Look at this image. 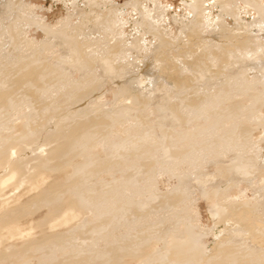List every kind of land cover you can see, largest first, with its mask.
Wrapping results in <instances>:
<instances>
[{
    "label": "rangeland",
    "instance_id": "1",
    "mask_svg": "<svg viewBox=\"0 0 264 264\" xmlns=\"http://www.w3.org/2000/svg\"><path fill=\"white\" fill-rule=\"evenodd\" d=\"M66 1L0 0V147L7 146L10 153L22 147L25 148L22 155L30 156L32 162L50 163L56 156L46 154L41 146L45 148L47 142L56 144L63 140L70 147L66 156L67 179L62 177L66 179L62 182L63 189L51 190L49 200H62L67 191L77 199L78 206L61 210L63 214L59 211L52 217L45 215L46 205L39 206L32 219L47 216L55 223L53 232L59 235L38 244L31 258L22 259V264H51L54 259L57 264H74V259L79 261L87 256L92 261L95 257L94 261L99 264H199L195 258L177 256L172 247L180 243L195 250L199 245L195 238L201 228L217 230L214 236H204V243L215 245V241L223 238L236 242L235 238L239 237L238 242L251 244L249 226L253 222L263 225L264 215L248 212L249 207L240 214L233 211L240 205V193L245 200L257 197L264 204V116H261L264 115V92H259V96L250 90L256 86L257 93L264 85L261 74L264 71V15L260 19L262 16L258 17L253 9L242 14L247 22H252L243 26L252 28L251 34L260 35L256 38L260 39L261 51L253 54L251 46L247 47L253 42L248 43L245 35L234 33L240 27L236 24L239 16L229 15L232 11L224 15L220 12V7L234 10L237 6L245 12L251 7L243 0L220 3L211 11L205 9L201 13L212 14L208 22L195 24L199 12L193 17L191 11L185 10L182 0ZM256 1L259 6L264 5V0ZM133 2L136 9L132 7ZM23 4L34 8V13ZM207 5L204 2L199 9ZM162 10L167 14L164 17L158 13ZM246 49L252 53L247 57L241 53ZM247 60L252 64L263 62V67L249 69ZM162 61L184 68L176 69L177 78L170 80ZM141 73L152 78L151 85L147 86L146 80L137 83ZM247 73L250 77L254 74L259 77L252 83ZM245 90L246 94L250 90V95L258 98L253 101L247 94L251 100L247 97L250 101L246 99L245 103ZM225 99L230 100V107ZM223 101L231 110L220 109L225 104ZM237 105L243 107L238 110ZM253 107L256 115L252 119L254 113L250 115V108ZM215 109L221 113L226 111L215 114ZM239 112L244 117L249 113L248 119L242 121L245 118ZM225 115L232 120L234 116V122L228 121ZM238 116L242 119H235ZM250 119L254 123L250 124ZM240 121L244 122L242 125L248 124L243 125L248 130L239 126ZM240 127L243 132L239 134ZM183 142L186 143L183 145ZM214 144L225 151H214L212 148L217 147ZM237 164L247 166H238L235 170ZM13 182L14 178H7L1 185L10 195L20 194L13 197L15 203L18 200L26 207L36 205L29 201V196L36 191L30 192L24 183L22 186L27 189L20 186L11 190ZM206 188L212 189V197L208 196L213 200L203 198L201 191ZM212 201L220 204L219 207L214 203L219 207L216 219L208 211ZM61 214L65 222L58 224ZM232 226L243 228V234L236 235L239 231H234ZM35 230L32 228L29 232L32 234ZM182 240L188 242L181 243ZM249 244L241 243L240 247ZM143 245L151 246L147 249L149 256L145 255ZM263 248L245 251L242 258L221 263L264 264ZM115 251L125 254L121 256ZM113 252L118 262L112 258Z\"/></svg>",
    "mask_w": 264,
    "mask_h": 264
},
{
    "label": "bare ground",
    "instance_id": "2",
    "mask_svg": "<svg viewBox=\"0 0 264 264\" xmlns=\"http://www.w3.org/2000/svg\"><path fill=\"white\" fill-rule=\"evenodd\" d=\"M19 1V0H18ZM21 1V0H20ZM66 1V0H65ZM68 1H70V0H67L66 2H68ZM72 1V0H71ZM230 1H232V0H211V1H209V0H182V4L184 5V7H185V10L187 9V11H191V13H193V17L195 16L194 14H196V13H198V14H200L199 15V18L196 20H194V24H195V22H200V23H202V22H205V21H207L208 22V19H210L209 17L212 15V14H210L209 16L208 15H206L205 13H201L202 11H204L205 9H208V10H212V7H214V6H218L220 3H223V2H230ZM77 2H79V1H77ZM204 2H206V3H208V5H207V7H205V8H203V9H199V8H202V7H200V6H202V4L204 3ZM243 2L244 3H246L247 4V7L249 6V7H251L250 9H248V10H246L245 12H243L244 10H242V7L241 6H237V7H235L234 8V10H232V9H230V8H224V7H220V12L223 14H229V11H232L229 15H235V14H237L238 16H239V18H236V21H237V19H238V21L236 22V24L238 23L239 25H240V27H239V29L236 27V29L238 30H236L234 33L235 34H237L238 36L240 35H245L244 37L245 38H247V40H248V43L250 42V41H252L253 42V44H249V45H247V44H245V45H247V47H250L249 49H251V51H252V53L254 54V52H257L258 50H260V45H261V42H259L260 41V39H259V41H257L258 39V36H260V35H257L256 36V34H251V31H253L254 32V30H251L249 27L248 28H246V27H244L243 25H249V24H251L252 22L250 21V22H247V20H245L244 19V17H242V14H244V13H249L250 11H251V9H253V10H255V11H257L256 12V14L258 15V17L259 16H262V17H260V19L261 18H263V15H264V9L262 8L264 5H262V7H261V5L259 6L258 5V2L256 1V0H243ZM18 3H20V2H18ZM17 3V4H18ZM25 4H26V2H24ZM9 4V3H8ZM7 4V5H8ZM11 4H13V2H11ZM10 4V5H11ZM25 4H23L24 6H26L27 7V5H25ZM67 4V3H66ZM77 4V3H76ZM18 5H21V4H18ZM23 5H22V7H23ZM70 5V4H69ZM75 7V6H74ZM132 7H134V9H136L137 7L135 6V2H133V4H132ZM246 7V6H245ZM25 8V7H24ZM26 9H30V8H26ZM34 9V8H33ZM33 9H30L31 10V13L33 12L32 10ZM198 9V10H197ZM70 10V9H69ZM111 11V10H110ZM29 12V11H28ZM70 12H72V11H70ZM168 12V11H167ZM228 12V13H227ZM30 13V14H31ZM34 13V12H33ZM32 13V14H33ZM67 13H69V12H67ZM158 13H160L163 17L165 16V15H167L166 14V11L164 10H162V11H160V12H158ZM36 14V13H35ZM70 14H72V13H70ZM105 14V13H104ZM198 14H197V16H198ZM223 14V15H224ZM69 15V14H68ZM105 15H107V14H105ZM132 15V14H131ZM218 15V14H217ZM26 16V15H25ZM140 17V19H141V16H139ZM28 18V17H27ZM161 18V17H160ZM159 18V19H160ZM197 18V17H196ZM231 18V17H230ZM235 19V18H234ZM32 20H34V19H32L31 18V21ZM163 20V19H162ZM193 20V19H192ZM39 21V20H38ZM141 22H142V19L140 20ZM148 21V20H147ZM210 21V20H209ZM212 21V20H211ZM255 21H258L259 22V20H255ZM263 21H264V19H263ZM37 22V21H36ZM162 22V21H161ZM192 23H193V21H191ZM257 22V23H258ZM262 22V21H261ZM27 23V22H26ZM29 23V22H28ZM34 23V22H33ZM39 23V22H38ZM206 23V22H205ZM264 23V22H263ZM30 24V26H31V23H29ZM42 24H43V22H42ZM46 24V23H45ZM146 24V23H145ZM165 24H166V22H165ZM170 24V23H169ZM196 24H198V23H196ZM255 24V23H254ZM203 25V24H202ZM233 25V24H232ZM258 25H259V23H258ZM264 25V24H263ZM44 26V25H43ZM208 26V25H207ZM234 26H235V24H234ZM237 26V25H236ZM150 27V26H149ZM165 27V26H164ZM163 27V28H164ZM14 28H16V27H14ZM151 28V27H150ZM196 28V27H195ZM208 29V28H207ZM225 29V28H224ZM14 30V32H19L18 30H15V29H13ZM240 30V31H239ZM242 30V31H241ZM262 30V29H261ZM151 32H152V30H150ZM158 31H159V29H158ZM157 31V32H158ZM160 31H162V30H160ZM192 31V30H191ZM147 32H148V30H147ZM163 32V31H162ZM233 32V31H232ZM259 32H260V29H259ZM149 33V32H148ZM155 33V32H154ZM223 33V32H222ZM230 33H231V31H230ZM263 33V32H262ZM259 34V33H258ZM224 35V34H223ZM232 34H230V36H231ZM156 36V35H155ZM159 36V38L161 37V34L160 35H158ZM163 36V35H162ZM195 36V35H194ZM225 36V35H224ZM164 37V36H163ZM228 37V36H227ZM226 37V38H227ZM257 37V38H256ZM13 38V37H12ZM231 38H233V37H231ZM261 38V37H260ZM200 40V39H199ZM247 40L245 39V42L247 43ZM212 41H213V39H212ZM263 41V40H262ZM167 42V41H166ZM244 42V41H243ZM242 46H244V43L242 44ZM264 47V46H263ZM243 48H245V47H243ZM237 49V48H236ZM238 49H241V50H244V49H242V48H239L238 47ZM248 51L249 52H251L250 50H248V49H246L245 51H242L241 53H242V56L243 55H250V54H252V53H248ZM261 51V50H260ZM263 51V50H262ZM235 52H236V50H235ZM229 55V54H228ZM239 55V54H238ZM242 56H240V57H242ZM258 56V55H257ZM247 57V56H246ZM250 57V56H249ZM263 58V57H262ZM244 59H246L245 57H243V60ZM248 60H250V59H248ZM247 60V61H248ZM163 62V61H162ZM251 61H248V62H246V63H249V66H247L249 69H256L255 67H259V68H261L260 66H262V64H263V62L262 63H260V64H257V62H256V64H252V63H250ZM252 62H254V61H252ZM170 63V62H169ZM168 62L166 63V62H163L162 63V65H163V68L166 70V75L168 76V78L171 80V79H176L177 78V70L176 69H181V68H184L183 66H179V65H175V63H174V65L176 66V67H173V66H171L170 64H169ZM263 67V66H262ZM186 68V67H185ZM242 68H244V67H242ZM247 68V69H248ZM187 69V68H186ZM259 70V69H258ZM180 71H182V70H180ZM179 72V71H178ZM254 74V73H253ZM261 74L264 76V71H262L261 72ZM255 76H253V77H250L249 75H248V73H247V75L246 76H249L248 77V80H250L251 82L253 81V80H256L258 77H256V74H254ZM179 76V75H178ZM232 77V76H231ZM138 81H137V83H141V81H144V80H146V81H148V83H146L147 84V86H149L148 84L150 83V85H151V83H152V78L151 77H149V75L147 74V73H141L140 75H139V77H138ZM243 79V78H242ZM241 79V80H242ZM260 79V78H259ZM259 79L257 80V81H259ZM187 80V79H186ZM245 80H247V78L245 79ZM240 81V80H239ZM261 81V80H260ZM230 82H231V80H230ZM241 82V81H240ZM253 82H255V81H253ZM252 82V83H253ZM145 83V82H144ZM182 83H184V82H182ZM226 83V82H225ZM246 83H248V81L246 82ZM143 84V83H142ZM255 84V83H254ZM262 82H261V86H262ZM182 85H185V84H182ZM187 85V84H186ZM185 85V86H186ZM238 85V84H237ZM241 85H243V84H241ZM245 85V84H244ZM253 85V84H252ZM251 85V86H252ZM256 85L258 86V85H260V83L259 84H257V82H256ZM227 86V85H226ZM232 86H234V85H232ZM231 86V87H232ZM239 86V85H238ZM245 86H247V85H245ZM236 87V88H235ZM243 87V86H242ZM143 88V87H142ZM142 88H140V90L142 89ZM145 88V87H144ZM239 88H240V86H239ZM246 88V87H245ZM244 88V89H245ZM248 88H249V86H248ZM254 88H255V90H256V86L255 87H250V90H252V93H254V94H258L259 95V92L261 93V92H264V85H263V87H261L262 88V90H260V87H259V89H258V92L257 93H255L256 91H254ZM231 89V88H230ZM232 89H234V91H235V89L237 90V86H234ZM243 89V90H244ZM228 90V89H227ZM241 90H242V88H241ZM240 90V91H241ZM249 90V92H251ZM230 92L232 91V94H233V90H229ZM239 91V90H238ZM254 91V92H253ZM228 92V91H227ZM227 92H225V93H227ZM245 94H244V97H245V95H246V98H244L245 99V103L247 102L246 101V99L248 100L250 97L249 96H247V94H249L250 95V93L248 92L247 94H246V90L245 91H243ZM243 92H241V93H243ZM237 93V92H236ZM215 94H216V92H215ZM223 94V93H222ZM237 94H239V92L237 93ZM254 94H252V96H251V98H253V96H254ZM221 94H219V96H220ZM230 95V94H229ZM234 95V94H233ZM239 95H241V94H239ZM205 96V95H204ZM203 96V98H205ZM208 96V95H207ZM222 96V95H221ZM235 96V95H234ZM236 96H237V98H236ZM234 98H236V99H239L238 98V95H236ZM241 96H243V95H241ZM257 96V95H256ZM255 96V97H256ZM260 96V95H259ZM212 97V96H211ZM227 97L228 98H230V96H228L227 95ZM227 97H225V98H227ZM240 97V96H239ZM247 97H249V98H247ZM254 97V98H255ZM203 98H201V99H203ZM219 98H224V96L223 97H219ZM233 98V97H232ZM233 98V99H234ZM243 98V97H242ZM251 98H250V100H251ZM254 98L252 99L253 101H254ZM258 97H256V99H257ZM261 98V97H260ZM200 99V98H199ZM200 99V100H201ZM218 99V98H217ZM244 99L242 100V101H244ZM255 99V100H256ZM220 100H222V99H220ZM224 100V99H223ZM226 100V99H225ZM235 100V99H234ZM250 100H248V101H250ZM202 101V100H201ZM211 101V100H210ZM218 101H219V99H218ZM226 101H228V100H226ZM224 102L225 104H223V107H221L220 109H223V108H226L224 105H226V103L227 102ZM230 101V100H229ZM228 101V102H229ZM236 102H238L237 100H235ZM234 101V102H235ZM252 101V102H253ZM212 102V104H213V102L214 101H211ZM220 102V101H219ZM222 102V101H221ZM220 102V103H221ZM258 102V101H257ZM257 102H256V105H257ZM210 103V102H209ZM239 103H241V102H239ZM244 103V102H243ZM249 103V102H248ZM263 103V102H262ZM217 104V103H216ZM234 103H232V105H233ZM236 104V103H235ZM242 104V103H241ZM240 104V105H241ZM196 105V104H195ZM222 105V104H221ZM243 105V104H242ZM238 106V105H237ZM236 106V107H237ZM247 106H249V105H247ZM252 106H254L253 104H252ZM251 106V107H252ZM260 106V105H259ZM228 107V106H227ZM229 107H230V102H229ZM228 107V108H229ZM233 107H234V105H233ZM239 107L240 108H242L241 106H238V110H239ZM256 107V106H255ZM261 107V106H260ZM260 107H258V108H260ZM218 108H219V106H218ZM217 108V109H218ZM228 108H226V110H228ZM248 108V107H247ZM257 108V109H258ZM230 109V108H229ZM235 110L237 109V108H234ZM245 109V108H244ZM252 109H254V107L253 108H250V110H251V113H250V115L252 114V112H253V110ZM257 109H255L256 111H257ZM216 110V109H215ZM214 110V111H215ZM226 110H222V113H223V111H226ZM231 110V109H230ZM234 110V111H235ZM247 110V109H246ZM249 110V111H250ZM254 110V111H255ZM213 111V110H212ZM217 112L215 113V114H217L218 112L219 113H221L220 112V110L218 111V110H216ZM237 111V110H236ZM235 111V114L237 113ZM242 111H244L245 113L247 112V111H245V110H242ZM242 111H240L241 113H242ZM248 111V112H249ZM227 112H229V111H227ZM239 112V113H240ZM221 113V114H222ZM225 113V112H224ZM231 113V112H230ZM233 113V112H232ZM238 113V114H239ZM239 114V115H241V116H243V114ZM254 113V112H253ZM256 113V112H255ZM254 113V116L252 117V116H249V118H251L252 117V119L253 118H255V114ZM214 114V113H213ZM212 114V115H213ZM227 114V113H226ZM229 114V113H228ZM237 114V115H238ZM261 114V113H260ZM210 116H211V114H209ZM208 115V116H209ZM231 115V114H230ZM233 115H234V113H233ZM232 115V116H233ZM237 115H235V116H237ZM246 115H247V117H246ZM245 115V119H243L242 121H244V120H247L248 119V115H249V113L248 114H246ZM259 115V114H258ZM257 115V116H258ZM214 116V115H213ZM218 116V115H217ZM223 116H224V114H223ZM226 116V115H225ZM229 116V115H228ZM240 116V117H241ZM261 116H264V115H261ZM220 118L222 117V115L221 116H219ZM218 117V118H219ZM227 117V116H226ZM239 116L238 117H235V119H239L240 118ZM206 118H207V116H206ZM212 119H213V117H211ZM210 118V119H211ZM225 118V117H224ZM232 118V117H231ZM231 118H228L227 117V120L229 121H231L232 119ZM247 118V119H246ZM258 118H260V117H258ZM203 119V118H202ZM212 119H211V121H212ZM215 119H217L216 117H215ZM240 119H242V117L240 118ZM239 119V120H240ZM252 119H250V120H248L249 121V123L251 122V120ZM204 120V119H203ZM208 120V119H207ZM221 120H222V118H221ZM225 120V119H224ZM226 120V121H227ZM233 120H234V116H233ZM232 120V122H234ZM256 120H257V118H256ZM209 121V120H208ZM217 121H218V119H217ZM242 121H240V125L239 124H237V125H239V126H241L242 124H241V122ZM248 121H245V123L246 122H248ZM255 121V120H254ZM261 121V120H260ZM263 121V120H262ZM204 122H205V120H204ZM207 122V121H206ZM205 122V123H206ZM218 122H220V121H218ZM238 122V121H237ZM213 123H216V120H215V122H212V124ZM236 123V122H235ZM235 123H232V124H235ZM239 123V122H238ZM242 123H244V122H242ZM252 123H254L253 121H252ZM252 123H250V124H252ZM231 124V125H232ZM216 125H218V124H216ZM245 127L248 125L247 123L246 124H243ZM242 125V126H243ZM71 126V125H70ZM115 126V125H114ZM232 126H235V125H232ZM241 126V127H242ZM243 126V130H248V129H246L245 127ZM81 127V126H80ZM217 127V126H216ZM241 127H240V129H239V134L240 133H242L243 131H242V129H241ZM253 126H251V128H252ZM238 128V127H237ZM33 130V129H32ZM56 130H58V129H56ZM242 131V132H241ZM249 131H252V129L250 130V126H249ZM249 131H247V132H249ZM236 132V131H235ZM250 134H251V132H249ZM249 133H247L248 135H249ZM237 134H238V129H237ZM246 134V135H247ZM186 136V135H185ZM19 137V136H18ZM179 137H182V136H179ZM178 137V138H179ZM227 137V136H226ZM235 137V136H234ZM234 137H233V139H234ZM177 138V139H178ZM230 138H231V136H230ZM236 138V137H235ZM180 139V138H179ZM186 139V138H185ZM248 138H246V140H247ZM182 140V139H181ZM184 140V139H183ZM182 140V141H183ZM240 140V139H239ZM242 140V139H241ZM63 141V140H62ZM62 141H60V142H57L56 144H54V143H50V142H47V144H45V148H43L44 146H41L42 147V151H45L46 152V154H49L50 156H56L50 163L49 162H47V161H44V163H40V161L37 163V162H32L31 161V157L29 156V157H25L27 154H25V156H23L22 154V152H24V149L25 148H19L18 147V149L17 150H13L11 153H10V151H9V149H7L5 146H2V147H0V264H22V259H24L25 261H26V259H28L27 257H29L30 256V258H31V255L30 254H32V253H34L35 251V248H36V246H38V244H41V242H45V241H49V240H51L52 238H54V237H56V235H59L58 233L56 234L55 232H53V230H54V228H55V223H52V222H54V221H51L50 222V220L48 219V217L46 216L45 218H41V219H39V220H34V219H32V216L35 214V211L36 210H38L39 209V206H43V205H46L47 207H45L46 208V214L45 215H48L49 217H52L54 214H58V212L59 211H61V210H64V211H66V210H73V209H76L78 206L76 205V202L75 201H77V199L75 200L74 198V195L73 194H69L67 191L65 192V190H64V197H63V199L62 200H58V201H53V202H51L49 199H50V197H51V190H57V189H59V190H61V189H63V187H64V184H63V186H62V182L64 181L63 179H62V177H65L66 179H67V176H65V173L66 172H68V169H67V165H68V162L69 161H67L66 160V156L68 155L67 153H69V148L70 147H68V146H66ZM185 141V140H184ZM187 141V140H186ZM226 141V140H225ZM237 141V140H236ZM235 141V142H236ZM229 142V141H228ZM244 142V141H243ZM180 144H182L181 143V141L179 142ZM186 143V142H185ZM184 142H183V145L185 144ZM231 143H233V142H231ZM20 144V143H19ZM180 144H177V146L178 145H180ZM209 144V143H208ZM220 144V143H219ZM226 144H227V142H226ZM230 144V143H229ZM237 144V143H236ZM243 144V143H242ZM245 144V143H244ZM244 144H243V146H244ZM254 144V143H253ZM38 145V144H37ZM40 145V144H39ZM39 145H38V147H39ZM95 145H97V144H95ZM215 145V144H214ZM213 145V146H214ZM224 145V144H223ZM238 145V144H237ZM212 146V147H213ZM215 146H217V145H215ZM235 146V145H234ZM242 146V145H241ZM248 146V145H247ZM37 147V148H38ZM178 147H180V146H178ZM230 147V146H229ZM74 148V147H73ZM211 148V147H210ZM218 148H221V146L219 147V146H217V147H213L212 149L214 150H216V149H218ZM235 148V147H234ZM245 148V147H244ZM226 149V148H225ZM246 149V148H245ZM244 149V150H245ZM37 150V149H36ZM39 150H41L40 149V147H39ZM214 150V151H215ZM238 150H239V148H238ZM71 151H73V150H71ZM217 151V150H216ZM220 150L218 149V152H219ZM225 151V150H224ZM224 151H220V152H224ZM229 151V150H228ZM233 151V150H232ZM32 152V151H31ZM38 152V151H37ZM27 153V152H26ZM41 153H43V152H41ZM226 153V152H225ZM230 153V152H229ZM234 153H235V151H234ZM31 154V153H30ZM208 154V153H207ZM236 154H237V152H236ZM41 155H43V154H41ZM253 155V154H252ZM28 156V155H27ZM14 157H15V159H14ZM245 163H247L246 161H245ZM254 163V162H253ZM69 165H70V163H69ZM238 166H247V165H240V164H237L235 167H234V169L236 170L237 169V167ZM245 168V167H244ZM67 170V171H66ZM241 172H242V170H241ZM243 174H245V172L243 171L242 172ZM67 174V173H66ZM7 178H14V182L10 185V187H9V189L11 188V190H17V189H19V187L21 186V188L23 187V189L28 185V190H30V192H31V190H35L36 192H34L33 194H31L30 196H29V201L31 202H35L36 203V205H33V206H28V207H26L24 204H22L21 202H19L18 200L16 201V203H15V200H14V196L16 195V197L18 196V195H20L19 193H17V194H15V193H12V195H10L9 193H7V192H9L8 190H6L5 188H3L2 187V183L7 179ZM64 178V179H65ZM243 178V177H242ZM66 179H65V181L64 182H66ZM236 179V178H235ZM240 179V178H239ZM69 180V179H68ZM67 180V181H68ZM206 181V180H205ZM204 181V182H205ZM199 182V181H198ZM240 183H241V181H239ZM239 182H237V183H239ZM25 184L26 186L24 187V185L22 186V184ZM71 183V182H70ZM199 184V183H198ZM236 184V183H235ZM197 186V185H196ZM199 186V185H198ZM229 186V185H228ZM68 187V186H67ZM208 188V187H207ZM207 188H206V190H204V191H201V193H202V196H203V198L204 199H212V198H209L213 193H211L210 191L212 190H209V191H207ZM227 188V187H226ZM239 188V187H238ZM22 189V190H23ZM26 189H27V187H26ZM28 190H26V192L28 191ZM201 190H203V189H201ZM24 193H25V191H23ZM211 193V194H208V193ZM240 192V191H239ZM29 193V192H28ZM27 193V194H28ZM71 193V192H70ZM208 195H210V196H208ZM221 195V194H220ZM74 198H73V197ZM199 196V195H198ZM214 196V195H213ZM230 196V195H229ZM242 194L240 193L239 194V198H238V204H240L239 206H237L236 205V207H235V209L236 210H234L233 212L234 213H238V214H240L239 212L240 211H243V210H245V212H246V207H249V209H248V212L249 211H254V213L256 212V213H258L259 215H264V204H263V202L262 201H257V197H254V198H252L251 200H245V199H243L242 198ZM196 197V196H195ZM212 197V196H211ZM232 197V196H231ZM221 199V198H220ZM213 200V199H212ZM208 201V200H207ZM231 201V200H230ZM19 202V203H18ZM188 202V201H187ZM209 202V201H208ZM216 202V201H215ZM215 202H211V203H209V205H208V211H210V215L213 217V218H215L216 217V215H217V213H219L218 212V208L220 207V204H218V202H217V204L219 205V207H217L218 205L215 203ZM10 203H13V204H11L10 205ZM214 203L217 205L216 207L214 206ZM231 203V202H230ZM232 204V203H231ZM192 204H190V206H191ZM222 205V204H221ZM225 205V204H224ZM223 205V206H224ZM38 206V207H37ZM77 206V207H76ZM227 206V208H229L230 207V205H226ZM232 206V208H233V204L231 205ZM35 207H37L34 211H31V210H33ZM80 208V207H79ZM88 208V207H87ZM226 208V209H227ZM89 209V208H88ZM251 209V210H250ZM231 210V209H230ZM229 212V211H228ZM233 212H231V213H233ZM247 212V213H248ZM61 213L63 214L64 212H62L61 211ZM61 214V215H62ZM249 214V213H248ZM257 214V215H258ZM60 215V216H61ZM74 215H77V214H74ZM44 216V215H43ZM246 216V215H245ZM255 216V215H254ZM73 217V216H72ZM234 217V216H233ZM263 217V219H264V216H262ZM34 218V217H33ZM39 218V217H38ZM37 218V219H38ZM255 218V217H254ZM257 218H259V217H257ZM30 220V222H28L29 220ZM36 219V218H35ZM216 219V218H215ZM219 219H220V217H219ZM224 219V218H223ZM230 219V218H229ZM234 219V218H233ZM261 219V218H260ZM153 220V219H152ZM258 220V219H257ZM233 221V220H232ZM28 222V223H27ZM65 221L63 220V215L60 217V220H59V222H58V224L59 223H64ZM67 222V221H66ZM235 222V221H234ZM215 223V222H214ZM261 223V222H260ZM264 223V222H263ZM26 224V225H25ZM57 224V225H58ZM231 224V223H230ZM234 224V223H233ZM262 224V223H261ZM57 225H56V227H57ZM61 225V224H60ZM240 225V224H239ZM264 225V224H263ZM263 225H260L259 223L258 224H256L255 222H253L249 227L251 228V232H252V239L250 240L251 241V244H249L248 242H238V234H243L242 233V230H243V228L242 229H240V228H237V227H233L232 226V228L234 229V231H239L238 233H236V232H234V231H232V232H234V233H236V235H238V236H235V237H238V238H235L237 241V243L235 242V240L232 242V241H228V238H223V239H220V240H218V241H215V245H212V244H210V243H204V239H203V237L204 236H206V235H208V234H211L212 236H214V233L217 231L216 229L215 230H212V229H208V228H206V230H205V228H201L199 231H198V236H196V238H195V243H197V244H199V245H197L196 247H195V250H189V247H187V245H183L184 247H186V248H184L182 245H180V243H178V245L176 244H173V245H175V246H173L172 248V251H173V253L175 252V254H177V256H178V254L179 255H181L182 256V258H187V257H189V259L188 260H190V257L191 258H195V260L197 259V261L198 262H200V263H202V264H219V263H223V261H227L228 259H235V258H237V257H239V258H242V254L243 253H245L246 254V252L247 251H250V252H253V251H258V250H262L261 249V247H263L264 246V226ZM214 226V225H213ZM217 226V225H216ZM198 227V226H197ZM238 227H241V226H238ZM32 228H35L36 230H35V233H30L29 232V230L30 229H32ZM200 228V227H199ZM231 228V229H232ZM223 230L225 229V228H222ZM220 230V229H219ZM226 230V229H225ZM177 231V230H176ZM176 231H174V233L176 232ZM195 231H196V229H195ZM221 231V230H220ZM229 231V230H228ZM231 232V231H230ZM61 233V232H60ZM173 233V232H172ZM173 233V234H174ZM187 233V232H186ZM224 233V232H223ZM120 234V233H119ZM181 234V233H180ZM179 234V235H180ZM224 234H226V233H224ZM228 234V233H227ZM226 234V235H227ZM230 234H232V233H230ZM169 235H171V234H169ZM186 236L188 235V234H185ZM218 235H220V234H218ZM217 235V236H218ZM232 235H235V234H232ZM216 236V235H215ZM169 236L167 235V238H168ZM179 237V239H180V237H182V234H181V236H178ZM183 237H185V236H183ZM228 237V236H227ZM230 237V236H229ZM218 238H219V236H218ZM231 238V237H230ZM250 238V237H249ZM160 239V238H159ZM173 239V238H172ZM183 239V238H182ZM214 239V238H213ZM233 239V238H232ZM186 240H189L188 239V237L186 238ZM186 240H182L181 241V243H183V241H186ZM215 240V239H214ZM244 240V239H243ZM242 240V241H243ZM159 241V240H158ZM166 241H168V240H166ZM247 241V240H246ZM149 242H151V241H149ZM149 242H148V244H149ZM172 242V241H171ZM171 242H170V244H171ZM186 242H188V241H186ZM218 242V243H217ZM177 243V242H176ZM241 243H244L245 245L246 244H249V246L248 247H245V248H241L240 246V244ZM45 244L46 243H43L42 245L43 246H45ZM163 244V243H162ZM166 244H168V243H166ZM184 244H186V243H184ZM190 244V243H189ZM191 244L193 245V242H191ZM262 244V245H261ZM41 245V246H42ZM191 245V246H192ZM256 245V246H255ZM42 246V247H43ZM144 246V245H143ZM149 246V245H148ZM167 246V245H166ZM169 246V245H168ZM39 247H40V245H39ZM38 247V248H39ZM151 246H149V248H150ZM163 248H164V244H163V246H162ZM194 247V246H193ZM243 247V246H242ZM145 248V246L143 247V249ZM149 248H145L146 249V252H145V255L147 254V249L149 250ZM158 248V247H157ZM168 249L170 248V247H167ZM188 248V249H187ZM44 249V248H43ZM45 249H47L46 247H45ZM113 249H117V248H113ZM119 249V248H118ZM152 249V248H151ZM151 249H150V253H151ZM194 249V248H193ZM131 250H135V249H131ZM171 250V249H170ZM263 250H264V248H263ZM118 251V250H117ZM117 251H115L116 252V254H120L121 255V252L120 253H118ZM154 250H152V252H153ZM163 251H165L164 249H163ZM162 251V252H163ZM172 251H169V252H172ZM246 251V252H245ZM115 252H113V259L115 260V262L118 260L117 259V255L115 254ZM134 252V251H133ZM143 252V251H142ZM131 253H132V251H131ZM131 253H130V255H131ZM149 253V254H150ZM157 253V252H156ZM264 253V252H263ZM109 254H111V252L109 253ZM123 254H125V252L123 253ZM122 254V255H123ZM127 254H128V252H127ZM126 254V255H127ZM171 254V253H170ZM252 254V253H251ZM119 255V256H120ZM121 255V256H122ZM129 255V254H128ZM144 255V254H143ZM148 255V254H147ZM162 255V254H161ZM80 256V255H79ZM78 256V257H79ZM86 256V255H85ZM134 256H135V253H134ZM149 256V255H148ZM147 256V257H148ZM152 256L154 257V255L152 254ZM157 256V255H156ZM163 256V255H162ZM168 256V255H167ZM171 256H172V254H171ZM176 255L174 256H172V257H177ZM77 257V258H78ZM82 257H84V254H82ZM81 257V258H82ZM89 257H91V256H89ZM125 256H123L122 257V260H123V258H124ZM128 256H126V258H127ZM136 257H137V255H136ZM136 257H134L135 259H136ZM151 257V256H150ZM159 257V256H158ZM161 257V256H160ZM85 258V257H84ZM82 259V260H76V259H74L75 260V262H74V264H97L96 263V261H94L95 260V257H93L94 258V260L92 261V257H91V260H88L87 258H88V256H87V258H85V259ZM110 259H111V255H110V257H109ZM131 258V257H130ZM134 258H133V261H134ZM178 258H180V257H178ZM177 258V259H178ZM117 259V260H116ZM153 259V258H152ZM23 260V261H24ZM29 260V259H28ZM51 260V259H50ZM114 260H112V262H114ZM132 260V259H131ZM170 260V258L167 260V261H169ZM230 260L228 261V262H230ZM237 260V259H236ZM25 261H24V263H25ZM51 261H53V260H51ZM57 261V260H56ZM55 261V259H54V261L51 263V264H57V262ZM119 261V260H118ZM117 261V262H118ZM124 261V260H123ZM150 262H151V259L149 260ZM174 261V260H173ZM175 261H177V260H175ZM174 261V262H175ZM114 262V263H115ZM132 262V261H131ZM170 262V261H169ZM180 262V261H179ZM249 262V261H248ZM252 262H253V260H252ZM46 263H48V262H46ZM50 263V262H49ZM48 263V264H49ZM199 263V264H200ZM221 263V264H222ZM240 263V262H239ZM43 264V263H42ZM99 264V263H98ZM125 264V263H124ZM129 264V263H128ZM243 264H244V262H243Z\"/></svg>",
    "mask_w": 264,
    "mask_h": 264
}]
</instances>
